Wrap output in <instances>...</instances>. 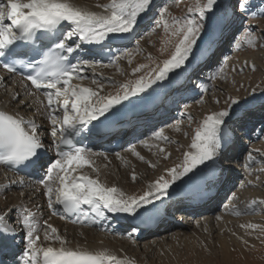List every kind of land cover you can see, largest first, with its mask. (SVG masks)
<instances>
[{"label": "snow or ice", "instance_id": "1", "mask_svg": "<svg viewBox=\"0 0 264 264\" xmlns=\"http://www.w3.org/2000/svg\"><path fill=\"white\" fill-rule=\"evenodd\" d=\"M151 3L152 0H110L108 4L96 5L101 11L95 12L77 6L73 0H0V57L27 56L29 52L23 49L34 46V62L28 63L27 67L31 71L24 78L30 81L35 90L42 91L46 98L45 109L51 123L50 136L54 141L58 138L69 145V150L56 152L54 162H45L40 151L44 143L35 122H26L23 117L0 111V165L44 168L45 178L40 183L43 184L49 208L59 205L66 215L78 214L85 220L89 212L83 206H87L97 216H103L101 209L135 216L139 209L166 196L177 180L212 160L221 147L222 128L225 118L230 114L227 110L211 113L202 120L190 145L195 151L184 154L179 171L177 168L168 171L171 180L160 177L153 185H149V190L143 195L127 196L117 187L103 184L98 178L73 174L85 166L98 170L94 168L89 150L71 147L68 136L79 135L85 126L104 117L114 106L131 96L142 94L153 84L167 79L169 73L183 67L204 28L203 22L208 18V13L214 10L217 0H206L204 3L197 0L187 9L188 15L184 18L170 17L169 9L164 7L159 14V24L166 34L176 38L174 51L170 58L162 62V66L157 65L152 69L149 76H141L121 85L122 94L100 96L92 88L72 85L70 82L73 79L81 78L79 73L82 65L89 63H71L72 54L85 44L101 45L110 34L120 36L133 33L139 18L148 11ZM251 6V0H237L235 10L246 13ZM64 24L69 27L62 29ZM49 33L55 36V40L51 45H46L44 41L49 38ZM37 42L39 46H35ZM246 43L250 47L256 46L255 38L247 39ZM3 66L9 73L17 71L14 63L6 61ZM252 68L255 70L254 65ZM134 71L139 72L140 68ZM92 83L100 86L96 80ZM13 98L20 103L18 96ZM231 103L235 105L238 101L232 100ZM61 110L62 115H56ZM156 136L160 137L162 133H156ZM130 151L139 156L134 149ZM140 159L143 160V157ZM249 159H253L251 154ZM131 178L133 181L137 179L135 173ZM258 203L264 204V200H253L249 209L254 211ZM11 211L7 207L0 209V243L10 237L14 239L16 235L13 222L8 220ZM15 223L27 229L26 249L22 252L21 264H128L108 251L92 252L67 247V241L50 224L45 225L44 240L59 242L60 247L39 246L37 242L41 238L35 215L27 208L22 209ZM241 227L255 229L259 226L249 224Z\"/></svg>", "mask_w": 264, "mask_h": 264}, {"label": "rangeland", "instance_id": "2", "mask_svg": "<svg viewBox=\"0 0 264 264\" xmlns=\"http://www.w3.org/2000/svg\"><path fill=\"white\" fill-rule=\"evenodd\" d=\"M108 1L109 0H102V2L105 3ZM256 1L258 0H255V2ZM196 2L197 0H169L170 5H166L165 7L169 9L170 17L184 18L188 15L187 9L192 7ZM200 2L204 3L206 0H200ZM236 3L237 0H217L214 10L208 13V18H206L203 22L204 28L197 39L189 60L183 67L173 71L174 73L180 72L186 68L188 64H190L189 62L192 57L195 55L198 57L200 53H202L204 48H201L203 46L201 41L204 42L207 36L210 35L212 37L214 35L212 30L219 24L220 21H225L227 19L225 13H227L229 8H231V11L233 10L234 18L243 20L242 22H244V28L242 29V32L244 33V37L240 41V44L237 47L238 49L233 52L232 56L228 60V63L222 67L224 71H221V69L219 70L220 73L213 84L214 88L210 95L206 97L205 101L193 104L197 108H194L195 106L192 105V107L186 110L184 112L185 118L179 123V125L175 127L170 126L171 132L167 133L171 136V141H167L168 143L165 142L167 144H164L162 148L164 151H161L160 149V153L158 155L166 165L159 169L152 170L154 175H157V179L164 177L165 180H171V177L168 175V171L172 168H177L179 171V166H181L184 162V154L186 152L195 151L191 149L190 145L194 139L196 129L205 118L204 113L209 115L214 112L227 110L230 114L225 118L226 123V121L231 120L235 110L242 108L243 104H247L250 101H258L262 107L264 106V6H262V4L264 5V0H261L260 6L256 3V5L251 4L252 6L250 10L246 13L236 11ZM159 20L160 15L158 16V19L155 20V25L157 26L156 29L152 33L147 34L146 37L139 39L128 53L120 58L117 63L112 66V68L108 69L107 74L110 81H102L101 84L104 88L100 86L102 93L98 92L100 96H106V90H109L113 95H116L117 93L122 94L121 85L127 84L130 81H135L141 76H149L152 69H155L157 65L162 66V62L165 59L170 58L174 51L176 38L165 33L164 28L159 24ZM228 28L229 26L226 27V29ZM249 33H251V36H249ZM251 38H255L256 40L255 47H250L246 43V40ZM196 57L193 58L192 62L196 59ZM226 59L228 58L226 57ZM214 60L217 62V59ZM250 61L253 63H250ZM253 65L255 66V70L252 68ZM122 68L127 70L125 74L119 72ZM137 68H140L139 72L134 71ZM213 99L214 101H212ZM232 100H236L238 103L233 105L231 103ZM255 111V114L257 115L261 110L258 109ZM250 154L253 157L251 160L249 159ZM244 156V159L239 160L242 164H244L242 167L247 169L249 172L252 169L258 170L252 172V175L248 176L251 179L249 182L245 183V187H249L251 190H249V188L246 190L241 189L243 191L242 195L244 193L245 194L243 196L238 194V196L240 199L244 198V200H251L254 198L257 201H262L264 200V138L255 144L250 145ZM108 163L109 162H107V164ZM147 163V161L140 162L143 166H145V164L147 165ZM146 167H148V165ZM117 169L118 168H116V170ZM120 169L121 172L127 170L125 172L128 174L130 173L129 175H131V177L133 173L136 175L138 173L139 175V177L138 175L136 176L137 179L135 181H133L130 177L133 187L132 196L143 195L146 191H148L147 187L154 184L152 179H150L151 175L146 174L148 177H146L145 174L141 175V172L139 173L140 170L135 165H132L130 161L122 163V167ZM144 173H148V169H145ZM242 178L245 179L246 175ZM179 180L173 183L171 187H174ZM250 183H253L254 186L249 185ZM244 200L242 199V201ZM242 201L238 200L235 203L237 207L239 205V208H243L246 211L239 215L238 219H251L248 223L245 222L236 224L234 230L231 231V233L241 241L242 245L238 247L234 244L232 245L231 243L232 250L229 253L231 254L230 258L225 260L222 257L221 248L219 246H214L215 244L213 242H216V237L218 235L207 233L205 235V241L202 242L197 239V246L195 249L190 246L188 247L183 244H178L176 249L178 248L177 250L182 253L169 263L157 262L160 257L156 255L149 258L150 261H153L155 264H264V231H262V229H264V205L259 204V208H256L254 211L252 210L251 215H249L250 213L247 211L249 205ZM227 216L229 215H226L225 212L217 216L216 220H219L220 222H215V226L220 228L222 224L224 225V222H227L225 221ZM255 217L257 219H254ZM205 221L207 220L196 222L192 225L191 229H186L187 232L192 234L197 225L202 226L203 228L208 227L207 222ZM249 224L258 225L259 227L255 229L241 227V225ZM225 227L226 226L222 227L223 230ZM228 231L229 229L226 228V232ZM158 233L153 234V238H150V240L145 242L144 245L149 242L152 243L157 237L161 238L164 236L162 235L164 234L163 229L158 231ZM141 261L144 260L142 259L140 262Z\"/></svg>", "mask_w": 264, "mask_h": 264}, {"label": "bare ground", "instance_id": "3", "mask_svg": "<svg viewBox=\"0 0 264 264\" xmlns=\"http://www.w3.org/2000/svg\"><path fill=\"white\" fill-rule=\"evenodd\" d=\"M109 2L110 0L107 3L102 2V0H73V3L76 4L77 6L86 7L87 9L95 12L101 11V9L99 7H96V5H105L108 4ZM144 14H142V16L139 18L137 25L142 24L141 21ZM142 33L143 32L138 30V31H134L133 35L134 37H136V36H140ZM122 42L123 41H121L119 45H121ZM127 43L128 41L123 42V45ZM124 52L125 50L119 53L120 55L119 57L116 58L114 63L120 57H123L125 55ZM251 62L252 61H250V63ZM108 69H110L109 66L107 65L101 66L98 62L94 61L92 62L90 72L88 71L80 72L79 75L82 73L80 76L81 78L77 80L73 79L70 83L72 85H81L84 87H89L101 93L100 86L102 87L101 84L102 81L105 80L110 81L108 78L109 76L107 74ZM126 71L127 70H124L122 68V70L120 69L119 72L125 74ZM179 75L180 73L177 74L174 72L169 73L167 79L153 84L152 87L148 88L142 94H139L137 96H131L128 100H125L121 104L114 106L108 113H106L104 118H107L108 116H117L121 113H125L126 111H129L128 110L129 108L133 109L135 105L137 107L140 106L141 109H145L146 108L145 105H149V103H152L154 99L159 98L160 95L162 94L161 92L167 90V87L170 84L172 83L175 84L179 79V77H177ZM93 80L100 82V86L98 87L97 84H93L92 83ZM108 95H113V94H111L109 90H106V96ZM14 96L19 97L20 103L16 102V100L13 98ZM171 99L172 97L170 98V103L166 102V107H167L166 109L171 111V115H174L173 114L174 111H172L171 109L173 106L176 108L177 106H175L176 104L174 103V101H171ZM212 101H214V99ZM46 103L47 101L44 96H39L35 92V90L29 88V86L23 81L14 78L8 79L7 75L0 73V109L5 112L12 113L14 115H18L19 117H23V119L26 122L27 121L35 122L43 143L49 144L54 140L50 136L51 123L47 117V111L45 109ZM194 108L197 107L195 106ZM135 111H140V110L137 109ZM56 115L58 116L62 115V110L57 112ZM206 115L207 114L204 113L205 117ZM172 117L173 116L171 117L165 116L163 121L166 120L167 123V121L170 120V118ZM155 122H156L155 125L161 124V122L158 120H155ZM164 124L165 122L162 125L164 126ZM167 132L169 133L171 132V127L169 128L167 126L164 127L163 129L158 130L156 133H162V136L160 137H157L155 132L151 135V133L147 130L146 134L148 133L150 136L148 139H145L139 145H136L132 148H128L126 151L124 152L122 151L114 155L116 157H112L111 155L106 156V155L98 154L97 152H93L91 153L92 154L91 161L94 165V168L97 169L98 171L94 170L93 168H89L85 166L83 168L77 169V171L73 174L74 175L83 174L90 176L92 178H98L103 184L109 187L115 186L119 190L123 191L127 196H132L133 187L130 179L131 175H129L130 173L128 174L125 172L127 170L124 171L125 173L123 171L121 172L120 168L122 167V163H126L127 161H130L132 165H135L140 170L139 173L141 172L140 173L141 175L144 174L145 176L146 174L151 175L150 179H152L153 183H155L156 180L158 179L156 178L157 175H154L152 170L159 169L162 166L166 165L163 163V161L158 155L160 153V149L163 148L164 144H167L165 142L171 141L170 138L171 136L168 135ZM172 132H173V128H172ZM141 135L143 134L141 133ZM164 137H168V139L165 140ZM130 149H134L136 153H139V156L135 155L133 151H130ZM140 157H143V160H141ZM108 160H110V162L107 164ZM146 161L148 162L147 163L148 167H146L147 166L146 164L145 166L140 164V162H146ZM150 165H154V167ZM116 168L118 169L116 170ZM145 169H148V173H144ZM210 172L211 173L215 172V170H210L209 168L206 169L198 166L193 172H191L184 179V181H180V183H178L179 185L181 184L178 187H180V190H184L185 187L190 182L194 181V179H205L207 178ZM20 181L22 180L16 178L15 176L9 173L4 172V170L0 168V209H4L6 207L10 208L12 210L11 215H14L13 217L15 220L17 215L20 214L22 209L24 208H27L29 211L33 212L35 215V222L37 223V225H39L40 228L39 235L41 239L40 241L37 242L39 246L51 245L57 248L60 247L59 242L44 240L45 225L50 224L56 229H58V234L60 235V237H62L64 240L67 241V245H66L67 247L73 249L88 250L92 252L108 251L124 259L125 261L128 262V264H155L153 261H150L149 259L152 258L153 255L160 257L159 261L157 262L169 263L170 261L174 260L176 257L180 256L179 255L180 253H182L181 251L177 250L178 248L176 249V246L178 244L180 245L183 244L184 246H188V247L190 246L193 247V249H195V247L197 246L196 244L197 239L201 240L202 242L205 241L206 240L205 235L207 233L218 235L216 237V242L214 241L213 243L215 244L214 246H219L221 248L222 257L226 260L231 257V254H229L230 251L232 250L231 243L232 245L234 244L235 246L238 247L242 245L241 241L238 240L231 233V231L234 230L236 224L245 223V222L248 223V221H250L251 219V218L236 219L237 215L232 214L233 216L226 218L225 221L227 222L226 223L224 222V225L222 224L221 226V224L219 223L221 227L218 228L217 226H215V222H218L219 220H216L217 216H212L210 217L209 220L205 221L207 222L208 227L203 228L202 226L197 225L193 230L192 234L187 232V230L189 228L191 229L193 224L192 225L184 224L183 226H178L177 224L172 223L167 231L163 229L166 232L162 234L164 236H162L161 238L157 237L154 239L152 243L149 242L150 244L147 243L144 245L145 242L150 240L147 239L142 241V243H139V245L135 244L136 246H133L131 244H125V243L123 244V242L120 239H118V237L116 238L113 235L109 236L110 233H116V232L119 233L121 229L124 228V226H126V222H127L126 220L129 216L128 214L111 213L108 212L106 209H101V211L103 212V216H97L96 214H94L95 219L93 220V223L94 224L98 223L104 228L105 233L103 234L102 232H100L101 234H99L98 232H95L93 229L66 224L65 222L51 215L52 208L48 207V200L47 197L44 195L43 188L32 187L31 185L27 184L24 181L21 184ZM249 185L254 186L253 183H250ZM147 189L149 190V187H147ZM170 194L171 193H168L166 196L162 197L159 200H154L153 203H159L163 200H166V198H168ZM253 200L256 199L252 198L251 200H244V201L251 203ZM153 203L147 206H151ZM55 206L56 205H54V207ZM254 219L257 218L255 217ZM16 225H18L19 227V224ZM224 226L226 227L223 230L222 227ZM226 228L229 229L228 232H226ZM160 230L162 229H158L156 230V232L158 233V231ZM156 235L159 236L158 234ZM142 259L144 261L140 262V260Z\"/></svg>", "mask_w": 264, "mask_h": 264}]
</instances>
